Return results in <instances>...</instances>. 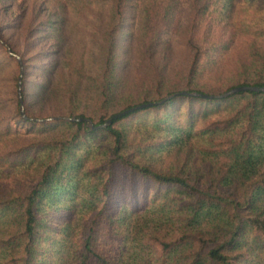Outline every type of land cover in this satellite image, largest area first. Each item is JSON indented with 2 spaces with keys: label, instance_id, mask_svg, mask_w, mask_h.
<instances>
[{
  "label": "trees",
  "instance_id": "trees-1",
  "mask_svg": "<svg viewBox=\"0 0 264 264\" xmlns=\"http://www.w3.org/2000/svg\"><path fill=\"white\" fill-rule=\"evenodd\" d=\"M239 85L264 0H0V264H264V92L37 121Z\"/></svg>",
  "mask_w": 264,
  "mask_h": 264
},
{
  "label": "water",
  "instance_id": "water-1",
  "mask_svg": "<svg viewBox=\"0 0 264 264\" xmlns=\"http://www.w3.org/2000/svg\"><path fill=\"white\" fill-rule=\"evenodd\" d=\"M7 48V52L10 54V55H13L17 62L19 63V68L21 69V63H20V58L17 54L13 53L10 48L6 47ZM245 90H248V91H256V92H264V85L262 86H250V85H239V86H234V87H231L225 91H223L222 93L220 94H217V95H209V94H203V93H197V92H187V91H180V92H174V93H171V94H168L166 95L165 97L161 98L160 100L158 101H153V102H148V103H141V104H138V105H134V106H131L129 108H126L124 110H121L117 113H114L112 114L111 116H109L108 118H106L102 123L100 124H97V125H94L90 119L86 118V117H82V116H74V117H65V116H56V117H49V118H45V119H37V121H42V120H48V119H64V120H67V121H81L84 123V125L87 127L88 130H97V129H102L104 127H106L107 125H109L111 123V121L116 118V117H119V116H122L126 113H129V112H132L136 109H141L143 107H146V106H150V105H159L163 102H165L166 100L178 95V94H181V95H191V96H199V97H202V98H224L226 96H229V95H232L236 92H239V91H245ZM17 95H18V102H19V112H20V115L24 118H26L24 112H23V105H22V100H21V96H20V93H19V89L17 91Z\"/></svg>",
  "mask_w": 264,
  "mask_h": 264
},
{
  "label": "rangeland",
  "instance_id": "rangeland-1",
  "mask_svg": "<svg viewBox=\"0 0 264 264\" xmlns=\"http://www.w3.org/2000/svg\"><path fill=\"white\" fill-rule=\"evenodd\" d=\"M6 47H8L7 45H6ZM9 48V47H8ZM6 50H7V48H6ZM11 50V49H10ZM12 51V50H11ZM177 51V50H176ZM14 53V52H13ZM15 54H17V53H15ZM18 55V54H17ZM19 56V55H18ZM19 58H20V56H19ZM20 63H21V69H20V71H22V61H21V58H20ZM18 65H19V63H18ZM174 93V92H173ZM169 94H171V93H169ZM166 95H168V94H166ZM166 95H164L163 97H165ZM162 97V98H163ZM160 100V99H159ZM158 101V100H157ZM92 104H94V100L92 99V98H89V99H86L85 101H80V104L78 105L79 106V108L80 109H85V110H87L88 108H92ZM50 106H52L53 108H56V107H59V108H62V107H60V105L58 104V102H57V100L56 99H54V102L52 103H50ZM87 108V109H86ZM147 118L145 119V120H143L145 123H140V124H135L134 123V125H136V127L137 128H139V130H134V131H137L138 132V136H145V137H147V138H149V137H151L153 134H149L148 132H146V130L145 129H143V126H146V128H147V130H148V124H149V122H152L153 120H154V116H152V115H154V112H147ZM52 117H56V116H52ZM65 117H74V116H65ZM49 118V117H48ZM38 119H40V118H38ZM139 121H141V120H139ZM92 122V121H91ZM136 122V121H135ZM86 127V126H85ZM135 127V126H134ZM87 128V127H86ZM148 133V134H147Z\"/></svg>",
  "mask_w": 264,
  "mask_h": 264
}]
</instances>
